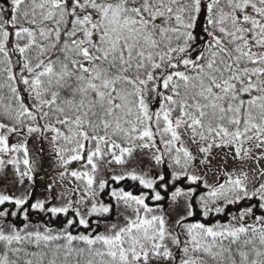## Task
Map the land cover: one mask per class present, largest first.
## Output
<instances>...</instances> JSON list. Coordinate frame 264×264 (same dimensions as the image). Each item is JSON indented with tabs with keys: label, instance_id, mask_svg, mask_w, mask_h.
<instances>
[{
	"label": "snow or ice",
	"instance_id": "obj_1",
	"mask_svg": "<svg viewBox=\"0 0 264 264\" xmlns=\"http://www.w3.org/2000/svg\"><path fill=\"white\" fill-rule=\"evenodd\" d=\"M32 139L75 196L4 186L0 264H264V0H0V185Z\"/></svg>",
	"mask_w": 264,
	"mask_h": 264
},
{
	"label": "trees",
	"instance_id": "obj_2",
	"mask_svg": "<svg viewBox=\"0 0 264 264\" xmlns=\"http://www.w3.org/2000/svg\"><path fill=\"white\" fill-rule=\"evenodd\" d=\"M46 144H47V141L46 140H41V139H32V140H30V147H31V152H32V158L35 161V167L36 168H38L39 165H41L39 163V161H41L42 159H44V157H46L47 154H50V156L53 158V160L56 161V159L54 157V154L51 151V148L49 147L50 150L47 149V145ZM41 149H43V150L41 151ZM231 163H232L231 160H229L228 164L230 165ZM71 167L76 168V167H78V165L77 164H73ZM114 167H115L116 172L122 171V170H120V167L119 166H114ZM145 170H149L150 172L155 173V172L160 171L161 169L158 168L157 166H155L154 162L151 160V161H149L148 164H146ZM6 171H8L11 174V168L10 167ZM107 174L110 175V172L107 173ZM198 174H200V175H206L208 182L210 184L212 183L209 180V178H212V177H209L208 175L209 174L212 175L213 173H210L206 169L201 168V169L198 170ZM35 175H36V180H35V184H34L35 185V189L32 190V191H35V192H34L33 199L30 201V203L35 202V199H41V196H42V193H43V189L40 187V179H39V176H38L37 173H35ZM218 177L219 178H217L216 181L222 179V177L220 175H218ZM76 183L77 182H75V184ZM28 184L29 183L27 181H26V183H25V185L23 187H21V186H19L17 184H14L15 187H11V190H12V192H16L19 195L22 191H24V189L27 187ZM113 186L114 187L123 186V187H125V190L132 191L134 194H139V192L142 190L137 183L132 182V181L122 182L121 185H115L113 183ZM181 186L187 187L188 185L187 184H183ZM3 187H1V185H0V190H3ZM6 187L8 189H10L8 186H6ZM26 189H28L30 191L31 187H27ZM144 191H147V190H144ZM200 191H203V189H200ZM162 194H164L163 191H162ZM102 199L105 202H108L109 201V198L107 197V195H103L102 196ZM168 202L169 201H168L167 196H166V200L165 201H162V202H159V203H161L164 206H167ZM151 203H153V202H150V204ZM232 210L234 211L235 208H232ZM30 214H31V220H32L33 223L42 224V225L43 224H46L49 227H52L54 229H60V228H62L63 227V223L66 220V217H64L62 215L50 219V214L45 215L44 213H37L35 211H31ZM112 219H114V216L112 217ZM220 219H223V217H221ZM81 231H82V229H81Z\"/></svg>",
	"mask_w": 264,
	"mask_h": 264
},
{
	"label": "rangeland",
	"instance_id": "obj_3",
	"mask_svg": "<svg viewBox=\"0 0 264 264\" xmlns=\"http://www.w3.org/2000/svg\"><path fill=\"white\" fill-rule=\"evenodd\" d=\"M24 137H17V140H22ZM13 143L17 142L16 140L12 141ZM47 149H49V144L47 142ZM50 150V149H49ZM151 161L149 153L142 152L138 155L137 159L132 161L131 166H135L137 171H140L141 167L145 169L146 164ZM229 162V161H228ZM41 165H39L38 168H36V173L39 176L40 179V187L43 189V193L41 196V199H44L45 197H48L50 194L47 191L48 186L52 187V193L51 195H54L57 197L56 200L53 201V204L59 206L67 201V199L74 198L75 194L70 191L71 187L75 186V181L73 180L71 184H69L67 181H61L59 177V172L61 169L58 166L57 161L53 160V158L50 156V154H47L44 159L39 161ZM223 162L218 158V162L216 164L217 168H220L222 166ZM120 170H122L120 168ZM213 173V172H210ZM111 175V172H110ZM105 176V172L101 171L100 176L98 178H102ZM210 182L214 183L218 177V175H215L214 173L212 175H208ZM14 179L10 174L9 182L5 185L8 186L11 190V187H15L14 183L11 182V180ZM4 185H1L3 187ZM27 187H31L30 191L35 189V185L28 184ZM26 187V188H27ZM25 188V189H26Z\"/></svg>",
	"mask_w": 264,
	"mask_h": 264
}]
</instances>
